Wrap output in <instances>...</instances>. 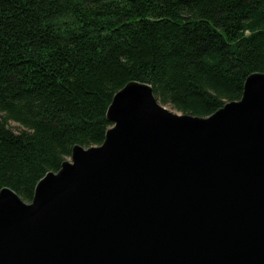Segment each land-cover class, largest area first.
Here are the masks:
<instances>
[{
	"label": "water",
	"instance_id": "95a60500",
	"mask_svg": "<svg viewBox=\"0 0 264 264\" xmlns=\"http://www.w3.org/2000/svg\"><path fill=\"white\" fill-rule=\"evenodd\" d=\"M130 81L99 145L0 191V264H264V72L208 116Z\"/></svg>",
	"mask_w": 264,
	"mask_h": 264
},
{
	"label": "trees",
	"instance_id": "16d2710c",
	"mask_svg": "<svg viewBox=\"0 0 264 264\" xmlns=\"http://www.w3.org/2000/svg\"><path fill=\"white\" fill-rule=\"evenodd\" d=\"M253 72L264 0H0V191L29 202L75 145L101 144L130 81L208 116Z\"/></svg>",
	"mask_w": 264,
	"mask_h": 264
},
{
	"label": "rangeland",
	"instance_id": "374dc122",
	"mask_svg": "<svg viewBox=\"0 0 264 264\" xmlns=\"http://www.w3.org/2000/svg\"><path fill=\"white\" fill-rule=\"evenodd\" d=\"M167 107H169L171 110L176 111V109H174V108H173L172 106H170V105H168ZM10 125H11L12 127H16V126H17V123L14 122V121H10Z\"/></svg>",
	"mask_w": 264,
	"mask_h": 264
}]
</instances>
